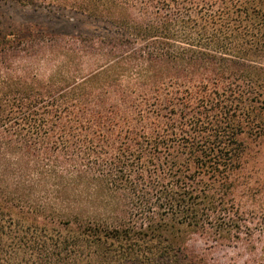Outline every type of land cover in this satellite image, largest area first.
Segmentation results:
<instances>
[{
  "label": "trees",
  "instance_id": "1",
  "mask_svg": "<svg viewBox=\"0 0 264 264\" xmlns=\"http://www.w3.org/2000/svg\"><path fill=\"white\" fill-rule=\"evenodd\" d=\"M45 1L115 34L0 40V264H207L192 236L251 238L234 192L264 140V0ZM29 52L63 62L14 74Z\"/></svg>",
  "mask_w": 264,
  "mask_h": 264
},
{
  "label": "rangeland",
  "instance_id": "2",
  "mask_svg": "<svg viewBox=\"0 0 264 264\" xmlns=\"http://www.w3.org/2000/svg\"><path fill=\"white\" fill-rule=\"evenodd\" d=\"M43 1L0 0V40L7 36L17 43L42 44L54 37L115 34V28L106 20L95 22L82 16L77 17L49 1ZM71 17L73 20H69ZM20 57L12 62L13 73L38 80L49 78L63 62L62 56L49 52H29ZM95 68V59H86L79 70L85 75ZM247 141L250 145L248 170L234 194L239 209L249 218H255L253 234L251 238L241 235L240 241H230L224 245L209 243L210 246L204 239L192 236L188 242L189 250L204 258L207 264H264V233L258 227L264 218V140L259 143Z\"/></svg>",
  "mask_w": 264,
  "mask_h": 264
}]
</instances>
